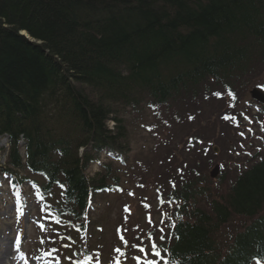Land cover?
Instances as JSON below:
<instances>
[{
    "label": "trees",
    "instance_id": "trees-1",
    "mask_svg": "<svg viewBox=\"0 0 264 264\" xmlns=\"http://www.w3.org/2000/svg\"><path fill=\"white\" fill-rule=\"evenodd\" d=\"M257 69L264 75V0H0V172L39 178L41 197L57 192L58 219L81 229L91 199L120 189L124 109L169 107L214 83L236 110V87ZM184 182L167 205L157 198L168 214L167 238L151 233L162 256L264 264V152L213 194ZM233 216L249 221L221 245Z\"/></svg>",
    "mask_w": 264,
    "mask_h": 264
},
{
    "label": "rangeland",
    "instance_id": "rangeland-1",
    "mask_svg": "<svg viewBox=\"0 0 264 264\" xmlns=\"http://www.w3.org/2000/svg\"><path fill=\"white\" fill-rule=\"evenodd\" d=\"M261 81L264 75L258 69L242 79L236 87V110L231 109L221 88L214 83L204 86L196 98L182 99L169 107H145L139 112L124 109L122 117L130 151L125 164L114 165L120 169V189L103 192L91 201L81 229L72 224L65 226V217L58 219L63 215L55 209L57 192L40 197L28 182L11 185L8 176L1 177L0 264H57V258L59 264H72L86 254L92 257L91 264H96L97 255L99 264H116L117 258L120 264H136L133 257L137 255L164 264L152 256V241L147 238L161 227L160 208L165 207L159 206L158 196L165 200L173 183L180 187L181 182L194 179L200 189L213 194L226 188L238 170L264 152V113H258L260 104L249 95ZM3 147L6 138L0 137V165L7 160ZM215 164L221 165L214 180L209 174ZM95 170L92 166L88 172ZM24 175L40 182L39 178L25 172ZM206 176L210 179L208 184L202 183ZM196 193L197 198L192 200L203 203L204 193ZM248 221L233 216L222 231L221 245ZM137 242L145 247V253L132 247ZM65 244L71 247H64ZM52 248L58 251L50 257L43 256ZM116 248L124 256L115 252ZM69 256L72 259H66ZM141 264L146 261L142 259Z\"/></svg>",
    "mask_w": 264,
    "mask_h": 264
},
{
    "label": "snow or ice",
    "instance_id": "snow-or-ice-1",
    "mask_svg": "<svg viewBox=\"0 0 264 264\" xmlns=\"http://www.w3.org/2000/svg\"><path fill=\"white\" fill-rule=\"evenodd\" d=\"M217 95H219V93H217ZM232 95H234V94H232ZM189 118H191V117H189ZM261 131H264V127L261 128ZM241 135H243V133H241ZM247 154L251 155V153H247ZM172 186L175 187V184L173 183ZM160 203L163 204V203H166V201L160 200ZM160 215L163 217V216H167L168 214L167 213H161ZM160 223L164 224V223H166V221L161 219ZM172 227H175V225L173 224ZM158 232H159L158 240L163 241L167 238L165 235V228L159 227ZM17 239H18V237H17ZM176 239H179V238L176 237ZM148 240L152 241L150 244V250H151L152 256L160 258L161 260L164 261V264H175V261H169L166 257L162 256L161 247L158 244V242L153 241V235L152 234L148 235ZM125 244H127V241H125ZM64 247H71V245L65 244ZM132 247L138 248L140 253H145V251H146L145 247H143L139 242H137L136 244H133ZM57 251L58 250L56 248H52L50 251H45L43 253V256L50 257V256H52L53 253H56ZM114 251L119 253L120 256H124V252L120 248H116V249H114ZM163 251L166 252V251H168V249L164 248ZM21 255H22V253H21ZM73 255H75V254H73ZM66 259H72V257L69 256ZM133 259L136 261V264H141L142 259L146 261V264H157V260L148 259L146 255L144 257L137 255V256H134ZM91 261H92V257L90 255L86 254L79 261L73 260L72 264H91ZM57 264H59L58 258H57ZM96 264H99V256L98 255L96 257ZM116 264H120L119 258L116 259ZM256 264H261V261L257 260Z\"/></svg>",
    "mask_w": 264,
    "mask_h": 264
},
{
    "label": "water",
    "instance_id": "water-1",
    "mask_svg": "<svg viewBox=\"0 0 264 264\" xmlns=\"http://www.w3.org/2000/svg\"><path fill=\"white\" fill-rule=\"evenodd\" d=\"M250 95L252 98H254L257 101H260L264 103V93L258 89V88H253L250 90ZM218 166H216L210 173L211 177H214L216 175Z\"/></svg>",
    "mask_w": 264,
    "mask_h": 264
},
{
    "label": "bare ground",
    "instance_id": "bare-ground-1",
    "mask_svg": "<svg viewBox=\"0 0 264 264\" xmlns=\"http://www.w3.org/2000/svg\"><path fill=\"white\" fill-rule=\"evenodd\" d=\"M0 167H1L0 169L3 170L2 168H4V165H0ZM6 174H7V173L4 172V171H1V172H0V176H4V175H6ZM3 262L5 263V261H3Z\"/></svg>",
    "mask_w": 264,
    "mask_h": 264
}]
</instances>
